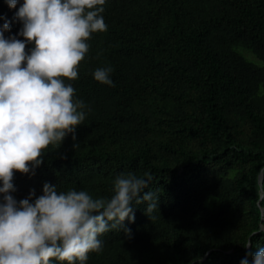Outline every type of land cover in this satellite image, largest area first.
Here are the masks:
<instances>
[{
    "label": "trees",
    "instance_id": "trees-1",
    "mask_svg": "<svg viewBox=\"0 0 264 264\" xmlns=\"http://www.w3.org/2000/svg\"><path fill=\"white\" fill-rule=\"evenodd\" d=\"M104 8L107 31L91 35L78 78L65 80L91 110L75 139L44 150L34 175L14 174L11 194L38 197L48 183L107 198L117 175L148 173L154 219L137 205L135 222L125 221L131 236L103 234L87 264H251L249 253L264 247V0ZM16 10L0 0V26L6 17L5 37L23 41ZM106 66L114 87L93 78Z\"/></svg>",
    "mask_w": 264,
    "mask_h": 264
},
{
    "label": "clouds",
    "instance_id": "clouds-1",
    "mask_svg": "<svg viewBox=\"0 0 264 264\" xmlns=\"http://www.w3.org/2000/svg\"><path fill=\"white\" fill-rule=\"evenodd\" d=\"M5 2L17 9L14 19L23 25L17 35L24 40L5 37L10 22L4 17L0 26V264H87L89 253L103 250L99 239L103 234L122 230L131 236L125 221L135 222L137 205H146L145 214L154 219L159 198L152 190L145 192L151 175L145 173L147 179L132 172L117 175L107 198H94L85 190L58 192L48 183L38 197L33 190L17 201L11 193L16 191L14 174L34 175L44 163V150L62 144L69 134L75 139L77 126L91 110L75 98V89L65 80L78 78L91 35L107 31L103 16L107 0ZM27 44L32 45L28 51ZM112 72L106 66L92 75L95 81L114 87ZM249 255L251 264H264V247Z\"/></svg>",
    "mask_w": 264,
    "mask_h": 264
},
{
    "label": "rangeland",
    "instance_id": "rangeland-1",
    "mask_svg": "<svg viewBox=\"0 0 264 264\" xmlns=\"http://www.w3.org/2000/svg\"><path fill=\"white\" fill-rule=\"evenodd\" d=\"M243 54L249 58L252 62H254L257 65H261V62L249 51H243Z\"/></svg>",
    "mask_w": 264,
    "mask_h": 264
},
{
    "label": "water",
    "instance_id": "water-1",
    "mask_svg": "<svg viewBox=\"0 0 264 264\" xmlns=\"http://www.w3.org/2000/svg\"><path fill=\"white\" fill-rule=\"evenodd\" d=\"M260 180H261V182H262V180H263V175H261V179H260ZM263 216H264V210H263Z\"/></svg>",
    "mask_w": 264,
    "mask_h": 264
}]
</instances>
